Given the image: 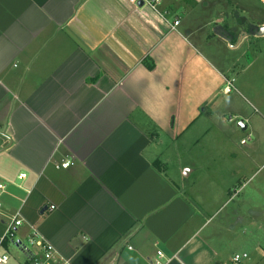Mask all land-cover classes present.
Here are the masks:
<instances>
[{
	"label": "crops",
	"instance_id": "0c3cea01",
	"mask_svg": "<svg viewBox=\"0 0 264 264\" xmlns=\"http://www.w3.org/2000/svg\"><path fill=\"white\" fill-rule=\"evenodd\" d=\"M190 2L161 4L171 29L128 0H0V237L19 213L17 242L34 228L67 264H264L246 250L257 211H226L235 193L208 167L167 170L164 139L264 55V15L204 33L175 10Z\"/></svg>",
	"mask_w": 264,
	"mask_h": 264
},
{
	"label": "rangeland",
	"instance_id": "374dc122",
	"mask_svg": "<svg viewBox=\"0 0 264 264\" xmlns=\"http://www.w3.org/2000/svg\"><path fill=\"white\" fill-rule=\"evenodd\" d=\"M191 1L187 6L177 5L175 10L183 24L191 23L193 29H201L204 33L213 31L216 26L236 28L240 18L245 17L247 23L253 19V13L264 15V4L259 0ZM151 9L149 6L141 8L147 16L145 18H149L146 13ZM223 45L220 40L216 41L215 51L224 53ZM226 56L236 58L234 53ZM261 57V61H257L248 73L237 75L234 69L232 92L223 94L221 88L220 93L213 96V102L208 108L210 114H201L193 124H188L174 143L164 139L163 146L164 156L169 158L167 170L170 173L187 165L190 168L196 166L199 171L208 167L222 185H229L232 194L235 193L225 206L226 211L241 202L243 214L249 213L251 209L258 212V225L254 226V231V227L243 226L246 232L252 231V237L255 238V242L247 241L248 251L259 247L257 244L264 248V92L254 93L251 86L246 88L243 84L248 80L251 83L255 76L258 78L256 89L264 91V55ZM240 120L248 125L246 130L238 125ZM234 169H242L244 174L236 177ZM200 175L201 172L191 174L185 178V182L192 185ZM203 180L201 178L199 181ZM256 227L259 229L256 230ZM7 241L10 243L6 251L11 257L7 264H26L23 246L29 248L27 241L18 244L16 235Z\"/></svg>",
	"mask_w": 264,
	"mask_h": 264
},
{
	"label": "built area",
	"instance_id": "2783aa9c",
	"mask_svg": "<svg viewBox=\"0 0 264 264\" xmlns=\"http://www.w3.org/2000/svg\"><path fill=\"white\" fill-rule=\"evenodd\" d=\"M132 5L136 7H144L149 6L155 12H157L169 25L171 29H175L180 21L178 17H174L173 20H169L166 12L160 10L161 4L165 0H128ZM179 1V0H177ZM194 1H201V0H194ZM260 2L264 3V0H259ZM139 2H142V5H139ZM233 89V80H226V83L223 87V91L225 94H228ZM244 142V140H243ZM73 164L71 159H67L58 165L59 168H68ZM26 177L25 173H20L18 175L19 179H24ZM7 184L3 181L0 182V209L3 206L1 196L6 192ZM53 208V207H52ZM22 224V219L19 218V213H16L8 222L7 227L4 231V234L0 237V264H7L10 261V254L1 248L3 246V242L8 240V238L13 239L15 235V228ZM18 243V242H17ZM28 247L23 246L25 253L28 256V264H67L66 260H63L59 257L58 251L54 247L53 244L46 241L39 232L33 228L32 232L30 233L29 237L27 238ZM19 244V243H18ZM20 245H22L20 243ZM36 247L39 249V252L33 250ZM158 255H161V252L158 251ZM247 257L246 253L243 254H236L233 257L235 262H238L241 258ZM156 264H160L159 260H156Z\"/></svg>",
	"mask_w": 264,
	"mask_h": 264
},
{
	"label": "water",
	"instance_id": "95a60500",
	"mask_svg": "<svg viewBox=\"0 0 264 264\" xmlns=\"http://www.w3.org/2000/svg\"><path fill=\"white\" fill-rule=\"evenodd\" d=\"M139 5L141 6V5H142V2H139ZM244 35H247V33L244 34ZM226 39H229V38L226 37ZM238 125H239L242 129H245V128H246V125L244 124V121H243V120H240L239 123H238Z\"/></svg>",
	"mask_w": 264,
	"mask_h": 264
},
{
	"label": "trees",
	"instance_id": "16d2710c",
	"mask_svg": "<svg viewBox=\"0 0 264 264\" xmlns=\"http://www.w3.org/2000/svg\"><path fill=\"white\" fill-rule=\"evenodd\" d=\"M3 243L6 245V240Z\"/></svg>",
	"mask_w": 264,
	"mask_h": 264
}]
</instances>
